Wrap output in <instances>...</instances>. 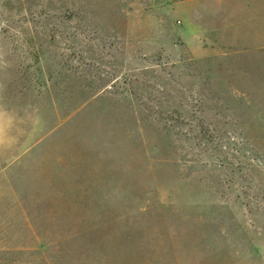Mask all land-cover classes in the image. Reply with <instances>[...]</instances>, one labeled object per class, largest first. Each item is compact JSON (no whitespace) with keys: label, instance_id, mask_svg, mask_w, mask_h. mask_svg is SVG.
Returning a JSON list of instances; mask_svg holds the SVG:
<instances>
[{"label":"rangeland","instance_id":"obj_1","mask_svg":"<svg viewBox=\"0 0 264 264\" xmlns=\"http://www.w3.org/2000/svg\"><path fill=\"white\" fill-rule=\"evenodd\" d=\"M0 264H264V0H0Z\"/></svg>","mask_w":264,"mask_h":264}]
</instances>
